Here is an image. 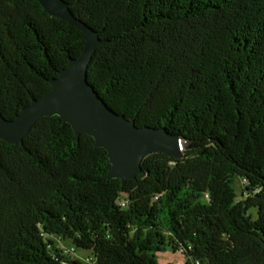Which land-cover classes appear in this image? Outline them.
<instances>
[{"label": "trees", "instance_id": "obj_1", "mask_svg": "<svg viewBox=\"0 0 264 264\" xmlns=\"http://www.w3.org/2000/svg\"><path fill=\"white\" fill-rule=\"evenodd\" d=\"M66 1L106 41L89 65L96 90L187 148L149 154L122 181L59 115L22 143L0 139V264H161L167 248L187 264H264V0ZM84 44L39 0H0L2 114L46 94ZM59 236L93 261L64 255Z\"/></svg>", "mask_w": 264, "mask_h": 264}, {"label": "water", "instance_id": "obj_2", "mask_svg": "<svg viewBox=\"0 0 264 264\" xmlns=\"http://www.w3.org/2000/svg\"><path fill=\"white\" fill-rule=\"evenodd\" d=\"M52 15L61 17L84 33L85 44L79 57H71L66 68L51 80V89L33 98L14 118L0 111V139L22 143L43 117L59 115L69 123L77 137L86 133L95 145L108 152L110 178L135 179L143 172L142 162L154 152L180 157L183 138L164 127L138 126L133 119L114 110L89 80V65L106 41L71 11L66 0H39Z\"/></svg>", "mask_w": 264, "mask_h": 264}, {"label": "rangeland", "instance_id": "obj_3", "mask_svg": "<svg viewBox=\"0 0 264 264\" xmlns=\"http://www.w3.org/2000/svg\"><path fill=\"white\" fill-rule=\"evenodd\" d=\"M182 148L183 151L187 148V143L185 140L182 142ZM235 189L238 194L237 198L241 199V191H242V184L241 179L237 178L235 180ZM254 212H256V209H252ZM65 248H68L71 245L70 241H66L64 244ZM92 255V252L90 250L84 249V248H77L75 257L78 259L85 260L88 256ZM159 259L163 264L172 263V264H187L186 257L182 253H174L171 249L167 248L165 251L160 252ZM193 264V263H192Z\"/></svg>", "mask_w": 264, "mask_h": 264}, {"label": "built area", "instance_id": "obj_4", "mask_svg": "<svg viewBox=\"0 0 264 264\" xmlns=\"http://www.w3.org/2000/svg\"><path fill=\"white\" fill-rule=\"evenodd\" d=\"M122 205L125 206L126 201H123ZM55 240H56L57 246L60 248L61 252L64 255H70V254L76 255V251H77L76 245L71 243V245L68 248H65L63 244L66 241L64 239H62V237L59 236V237L55 238ZM179 253H182V252H179ZM82 261H84L85 263H91L93 261V255L88 256L85 260H82ZM196 264H199V261H196Z\"/></svg>", "mask_w": 264, "mask_h": 264}, {"label": "crops", "instance_id": "obj_5", "mask_svg": "<svg viewBox=\"0 0 264 264\" xmlns=\"http://www.w3.org/2000/svg\"><path fill=\"white\" fill-rule=\"evenodd\" d=\"M160 254V253H159ZM159 254H158V260H159V262L161 263V264H163L162 262H161V260L159 259ZM172 264V263H171Z\"/></svg>", "mask_w": 264, "mask_h": 264}]
</instances>
